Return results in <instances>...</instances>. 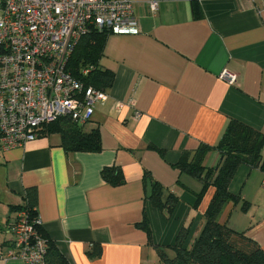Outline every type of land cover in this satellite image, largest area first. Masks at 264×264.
Listing matches in <instances>:
<instances>
[{
    "label": "crops",
    "instance_id": "crops-1",
    "mask_svg": "<svg viewBox=\"0 0 264 264\" xmlns=\"http://www.w3.org/2000/svg\"><path fill=\"white\" fill-rule=\"evenodd\" d=\"M131 1L140 31L107 34L99 65L113 73V81L84 125L98 129L100 149L66 150L60 134L45 129L21 146L0 148L3 250L10 247L6 225L23 206L26 189L34 187L42 228L71 264H160L156 247L171 248L182 227L190 228L186 245L198 235L204 220L190 221L191 208L204 202V219L213 191L209 187L194 208L202 184L179 172L181 153L215 146L231 119L264 133L262 0ZM150 1L157 2L156 10L149 9ZM224 69L235 73V83L220 76ZM117 102L123 106L116 108ZM261 156L259 165L235 169L228 191L237 200L225 202L218 221L264 251V143ZM219 161L216 149L203 157L206 167ZM106 167L119 170L123 183H108L101 174ZM145 173L164 187L163 197H177L169 215L146 197ZM143 211L149 241L136 226ZM94 244L101 253L91 258L87 251Z\"/></svg>",
    "mask_w": 264,
    "mask_h": 264
},
{
    "label": "built area",
    "instance_id": "built-area-1",
    "mask_svg": "<svg viewBox=\"0 0 264 264\" xmlns=\"http://www.w3.org/2000/svg\"><path fill=\"white\" fill-rule=\"evenodd\" d=\"M263 6H264V0ZM156 10L157 2L150 1ZM136 34L139 22L131 0H0V148L21 146L40 135L57 118L79 124L92 117L105 91L87 86L67 70L79 39L91 29ZM88 69L82 70L85 75ZM220 76L235 83L224 69ZM122 102L115 107L121 108ZM138 117V113L134 115ZM39 217L20 209L6 225L10 247L0 260L45 264V240Z\"/></svg>",
    "mask_w": 264,
    "mask_h": 264
},
{
    "label": "trees",
    "instance_id": "trees-1",
    "mask_svg": "<svg viewBox=\"0 0 264 264\" xmlns=\"http://www.w3.org/2000/svg\"><path fill=\"white\" fill-rule=\"evenodd\" d=\"M197 6L194 5V8ZM109 31L91 29L77 42L68 62L67 70L85 87L93 86L105 91L110 88L113 73L100 67L99 61L103 54L105 38ZM88 69L85 75L82 70ZM85 124H79L67 118H57L46 124L40 131L57 132L61 136V143L66 150L96 151L100 149V138L97 128L84 129ZM264 143V133L248 125L231 119L219 142L215 146H199L194 152H182L176 167L180 173H186L199 180L201 190L195 193L194 208H197L209 187L213 191L207 207L204 210V223L193 241L186 245L189 227H182L171 247L173 255L156 247L160 264H264V251L256 241L247 237L243 232L230 228L225 222L218 221V215L225 202L237 198L228 191V184L235 169L241 163L251 166L259 165L261 161V147ZM210 149L220 153V161L216 167L203 165V157ZM264 170V161L261 165ZM102 177L110 184L123 183V176L117 169L106 167L101 172ZM149 181L147 198L153 206L168 215L173 211L177 197L168 193L163 197L164 187L144 174V181ZM37 192L34 187L26 189L25 202L18 209H27L31 218L38 217ZM150 239V229L146 214L143 211L142 220L136 223ZM37 231L45 240V264H71L60 252L55 243L42 228V224H35ZM101 248L93 245L87 251L91 258L99 256Z\"/></svg>",
    "mask_w": 264,
    "mask_h": 264
},
{
    "label": "rangeland",
    "instance_id": "rangeland-1",
    "mask_svg": "<svg viewBox=\"0 0 264 264\" xmlns=\"http://www.w3.org/2000/svg\"><path fill=\"white\" fill-rule=\"evenodd\" d=\"M86 124V123H85ZM89 125V123L87 122V125L86 126H88ZM206 200V199H205ZM204 200V201H205ZM204 203V202H203ZM203 203L201 204V206L199 207V209L197 208V209H193V208H191V210H192V212H191V214H190V217H189V220L191 221V220H195L194 221V223L196 224L197 222H200V223H202L203 222V218H202V216H200L201 215V207H202V205H203ZM199 216H200V218H199ZM219 220V219H218ZM9 237H10V235H9ZM11 238V237H10ZM190 241V240H189ZM164 251L165 252H167L170 256H172L173 255V251H172V249L170 248V247H168V246H166V247H164Z\"/></svg>",
    "mask_w": 264,
    "mask_h": 264
}]
</instances>
